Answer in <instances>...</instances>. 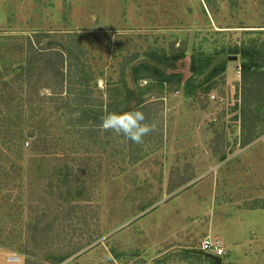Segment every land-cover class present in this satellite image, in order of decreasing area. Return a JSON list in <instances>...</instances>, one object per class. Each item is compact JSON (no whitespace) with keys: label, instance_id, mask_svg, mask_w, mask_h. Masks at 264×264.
Listing matches in <instances>:
<instances>
[{"label":"rangeland","instance_id":"rangeland-1","mask_svg":"<svg viewBox=\"0 0 264 264\" xmlns=\"http://www.w3.org/2000/svg\"><path fill=\"white\" fill-rule=\"evenodd\" d=\"M241 45L264 61V0H0V79L39 91L23 112L48 142L0 143L20 160L0 183V264H211L206 237L221 264H264V67L218 53ZM194 55L225 70L201 83ZM142 62L181 80L136 83ZM128 107L156 124L141 144L99 129Z\"/></svg>","mask_w":264,"mask_h":264},{"label":"trees","instance_id":"trees-1","mask_svg":"<svg viewBox=\"0 0 264 264\" xmlns=\"http://www.w3.org/2000/svg\"><path fill=\"white\" fill-rule=\"evenodd\" d=\"M8 47V46H7ZM228 53V56L230 55H240L241 61L240 66L241 70L244 74H246L248 71H250L253 68H263L264 64H261L260 62L264 63L262 61V57L260 56L259 50L254 49V47L241 45V46H232L231 48H221L218 53ZM39 54H36L34 56L35 59L38 58V56L45 55L40 54L41 52H38ZM40 60V59H37ZM61 63L64 62L63 57L60 59ZM212 58L210 56L203 57L202 55H194L191 58L190 62V72L195 76H202V82L201 83H208L211 81L213 77H215L218 73H221L225 70L226 63L224 61L219 62L217 65H214L211 67ZM21 66V65H20ZM18 66V67H20ZM60 66V65H59ZM17 66H6V71L13 69L14 74L17 73L18 70ZM22 67V66H21ZM28 70V68L26 69ZM133 77L135 79V82L138 83V81L141 78H145L148 80H154L158 84H167L171 83L174 77H177L178 80H181L180 74H168L165 71L161 70L157 66H153L151 63L148 62H142L138 65H136L132 70ZM1 76V74H0ZM62 77V76H61ZM2 80V81H1ZM5 80L0 79V138L1 136L5 134V132L10 136L9 140H5V142H0L1 145H5L8 149H15V154L18 156L20 154L23 155V152L25 151L24 143L25 139L28 137H37V144L38 147H43V145H47L48 142H43L41 145L40 142H42L41 139V132L37 133L39 122L37 120L33 121L27 116L24 115L25 112H23V107L25 105H32L34 104L38 109L40 108L42 97L39 94V91H26L23 96L19 94L17 91H13L8 89L7 87H3V84ZM68 81V79L66 80ZM62 82V81H61ZM189 82L186 83V86ZM66 93H69L68 90H66ZM70 94V93H69ZM62 96V94H60ZM25 96V97H24ZM144 98H140L137 100L136 105H142L144 104ZM82 102V101H81ZM81 104V103H80ZM84 104V102L82 103ZM82 106V105H81ZM124 110H134L132 107H128ZM79 111L80 115L84 118H89L91 111L86 109L83 110V108L77 109ZM119 111V110H118ZM95 115H93L88 120H95ZM84 128L89 127L88 124H83ZM11 134V135H10ZM3 139V138H2ZM52 139H55L54 137ZM28 144V142H26ZM36 145L33 143L29 148H27L30 151L35 150ZM57 152V151H56ZM2 155V156H1ZM0 155V183L8 181V178L4 176L8 173L10 168H16L19 167L20 160L17 158V156H10L8 154L3 153ZM17 158V160H15ZM19 160V161H18ZM5 162L7 164H5ZM8 166V167H7ZM19 169H17L18 171ZM20 171V170H19ZM18 171V172H19ZM55 171H58V169H55ZM5 189L4 186L0 188ZM0 190V191H1ZM203 256H205L206 260L211 262V264H215V262L210 259L208 256H206L205 252L197 251Z\"/></svg>","mask_w":264,"mask_h":264},{"label":"clouds","instance_id":"clouds-1","mask_svg":"<svg viewBox=\"0 0 264 264\" xmlns=\"http://www.w3.org/2000/svg\"><path fill=\"white\" fill-rule=\"evenodd\" d=\"M99 129L102 132L121 136L133 144H141L146 136L156 130V124L146 121L142 110H119L103 113L100 117ZM110 260L111 257L106 256L102 264H107Z\"/></svg>","mask_w":264,"mask_h":264},{"label":"built area","instance_id":"built-area-1","mask_svg":"<svg viewBox=\"0 0 264 264\" xmlns=\"http://www.w3.org/2000/svg\"><path fill=\"white\" fill-rule=\"evenodd\" d=\"M240 70L241 66L239 64V73L241 72ZM209 97L211 98V100L216 99V95L212 92L209 93ZM201 250L205 253H211L216 256H222L225 253L221 242L211 237L204 238V240L202 241Z\"/></svg>","mask_w":264,"mask_h":264},{"label":"water","instance_id":"water-1","mask_svg":"<svg viewBox=\"0 0 264 264\" xmlns=\"http://www.w3.org/2000/svg\"><path fill=\"white\" fill-rule=\"evenodd\" d=\"M206 256H208L210 259H212L215 264H221L222 262V258L220 256H216L214 254L211 253H206Z\"/></svg>","mask_w":264,"mask_h":264},{"label":"crops","instance_id":"crops-1","mask_svg":"<svg viewBox=\"0 0 264 264\" xmlns=\"http://www.w3.org/2000/svg\"><path fill=\"white\" fill-rule=\"evenodd\" d=\"M222 245V247H223V244H221Z\"/></svg>","mask_w":264,"mask_h":264}]
</instances>
